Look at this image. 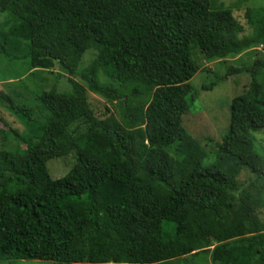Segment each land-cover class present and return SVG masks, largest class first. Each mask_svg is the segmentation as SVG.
Here are the masks:
<instances>
[{"label": "trees", "instance_id": "trees-1", "mask_svg": "<svg viewBox=\"0 0 264 264\" xmlns=\"http://www.w3.org/2000/svg\"><path fill=\"white\" fill-rule=\"evenodd\" d=\"M0 12L12 21L0 54L7 36L25 40L27 68L57 66L70 85L41 91L35 117L0 96L25 129L12 131L22 148L0 153V260L153 264L216 243L211 264H264V157L250 134L264 132V4L244 7L241 39L213 0H0ZM251 45L263 52L222 76L248 80L204 166V146L181 124L198 94L192 50L218 47L223 58ZM86 88L116 114L98 117ZM68 155L65 173L50 177L46 161Z\"/></svg>", "mask_w": 264, "mask_h": 264}, {"label": "rangeland", "instance_id": "rangeland-1", "mask_svg": "<svg viewBox=\"0 0 264 264\" xmlns=\"http://www.w3.org/2000/svg\"><path fill=\"white\" fill-rule=\"evenodd\" d=\"M220 5L223 12H229L232 20L237 26L236 39H241L249 31L243 18V9L246 6L257 7L264 4V0H213ZM12 21L5 14L0 12V30L6 32ZM224 28L222 24L219 29ZM232 34L228 33L227 35ZM233 34V35H234ZM26 41L12 36H7L5 50L8 55L0 54V96H9L15 103L23 106L32 116H37L36 96L44 90L54 86L58 92L68 91L70 85L66 80V73L59 67L51 69L27 68V60L20 55L25 52ZM220 51L214 48L211 54L206 56L197 49L192 50V57L198 65V70L189 79L190 84L198 90L197 96L190 103L188 110L181 116V124L187 132L198 139L206 150V156L202 159V165L206 166L213 160L214 142L218 141L226 131L228 124V104L231 96L241 92L242 87L247 83L248 75L245 72L231 73L223 78L225 70L229 66L240 67L242 63H250L257 56L256 51H262L259 45H251L235 54L221 57L216 53ZM255 51L254 53H251ZM263 52V51H262ZM93 52L90 49L84 51L78 67L85 66ZM20 56V58H19ZM15 57V58H14ZM76 81L85 84L77 75L73 77ZM99 80L109 82L108 78L99 73ZM214 82L209 90H201L200 85ZM115 84V82H113ZM86 96L90 107L98 117L106 113L116 114V107L113 102H108L104 97L90 92L86 88ZM0 153L1 150H13L16 147L22 148L23 141L16 138L13 130L24 135L25 129L18 120L12 116L0 103ZM253 137L254 151L264 157V132L262 130L250 132ZM71 162V157H54L46 161L48 174L57 178L65 173ZM241 170L238 179L243 178ZM264 197V193H263ZM264 212V209H263ZM216 243L204 247L203 251L196 254H187L183 257H176L163 262L153 264H211L209 254L217 250ZM221 250V249H219ZM221 261L225 258L219 257ZM0 264H57L48 260H0ZM75 264V263H71Z\"/></svg>", "mask_w": 264, "mask_h": 264}, {"label": "water", "instance_id": "water-1", "mask_svg": "<svg viewBox=\"0 0 264 264\" xmlns=\"http://www.w3.org/2000/svg\"><path fill=\"white\" fill-rule=\"evenodd\" d=\"M120 99H122V98H120Z\"/></svg>", "mask_w": 264, "mask_h": 264}]
</instances>
